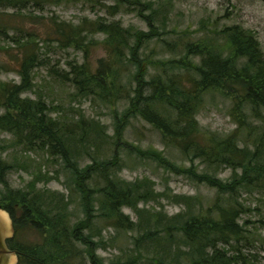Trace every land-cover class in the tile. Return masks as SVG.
I'll return each mask as SVG.
<instances>
[{
    "label": "trees",
    "instance_id": "obj_1",
    "mask_svg": "<svg viewBox=\"0 0 264 264\" xmlns=\"http://www.w3.org/2000/svg\"><path fill=\"white\" fill-rule=\"evenodd\" d=\"M62 1L0 0V9L32 12ZM84 1L99 5L104 0ZM126 4L127 0H118L117 6L109 9L118 14L120 6ZM140 14L148 21L149 32L103 18L84 19L78 27L55 23L53 42L63 48L88 53V46L95 44L90 37L105 36L106 58L99 59L97 67L90 62L75 64L61 78L83 98L114 97L118 102L126 93L122 84L126 74L131 91L126 97L129 106L119 118L122 123L117 130L118 140L123 124L140 118L185 157L199 159L208 167L232 169V178L224 182L194 170L198 182L218 191L211 206L199 199L177 196L175 202L184 209L173 216L163 207L141 209L140 204L156 201L160 195L150 179L127 182L119 177L122 168L118 153L108 159L99 151L102 144L112 146V137L101 123H87L83 118L65 123L50 116L45 101L23 97L34 87L33 72L40 65L34 51L38 43L33 33L9 36L5 29L3 34L18 46L22 59L15 70L21 83L0 82V131L12 136L6 143L13 150L7 159L0 157V183L8 187L6 175L16 168L28 172L31 164L35 165L32 174L36 176L30 185L34 196L10 191L0 199V208L10 214L14 226V238L8 245L16 252L18 264H75L86 254L93 264H264L243 253L241 244L248 240L247 222L241 223L245 208L239 202L243 193L264 194V53L260 43L251 31L231 26L217 32L212 42L188 44L181 60H154L142 57L141 51L156 37L157 29L151 17ZM192 58L200 62L196 64ZM208 93H221L233 100L232 116L237 128L231 134L222 137L202 132L197 115ZM24 152H41L48 159H60L72 177L84 219L70 227L73 202L65 195L36 190L37 181L44 178L41 173L47 161L40 165L22 156ZM86 157L92 163L81 167ZM124 208L132 209L137 221L124 215ZM96 211L116 232L135 234L131 247L122 249V254L110 263L96 257ZM29 229L41 237L38 244L29 245L19 239L33 231ZM77 244L86 250L78 251Z\"/></svg>",
    "mask_w": 264,
    "mask_h": 264
},
{
    "label": "rangeland",
    "instance_id": "obj_2",
    "mask_svg": "<svg viewBox=\"0 0 264 264\" xmlns=\"http://www.w3.org/2000/svg\"><path fill=\"white\" fill-rule=\"evenodd\" d=\"M127 1L128 4L120 6L118 14H113V10L109 9L117 6L118 0H104L99 5L86 3L84 0H63L60 4H47L44 10L32 12L0 9V82L21 83V77L15 70L18 61L22 59V52L3 34L5 29L9 36L33 33L36 36H32L38 43L34 51L40 65L33 72V90L23 97L45 101L50 116L65 123L79 121L81 118L87 123L91 121L101 123L106 128L107 135L112 137V146L102 144L99 151L105 153L108 159L114 152L118 153L119 166L122 168L119 177L127 182L150 179L154 183L156 193L160 195L156 201L147 205L140 204L141 209L160 210L163 207L169 216H173L184 209V205L175 202L177 196L199 199L205 206H211L218 196V191L206 183L198 182L194 170L197 174L209 173L224 182L232 178L233 170L223 166L208 167L199 159L192 161L164 139L157 129L140 118L125 122L121 128L123 133L118 140L117 130L122 123L119 118L129 106V99L127 100L126 97L129 96L131 89L128 86V79L124 78L127 75L123 74L122 82L126 93L118 102L114 97L108 100L98 97L83 98L60 76L70 72L71 66L75 64L90 62L94 68L97 67L98 60L106 58L103 47L105 36L97 34L90 37L89 40L95 44L89 45L86 53L73 47L63 48L60 43L53 42L56 37L51 32L55 29V23L78 27L83 24L84 19L97 21L100 18L110 22L120 21L125 27L149 32V23L141 16L142 12L151 17L157 29L156 37L149 40L141 51L142 57L163 61L181 60L186 54L185 47L188 44L212 42L213 38H217V32L231 26H241L254 33L264 53V2L261 0ZM191 60L196 64L200 62L199 58ZM150 71L154 74L153 69ZM232 109L233 100L221 93H208L204 98V106L197 115L202 132L205 135L216 133L222 137L234 132L237 125L232 116ZM11 140L10 134L0 131L2 148L0 157L4 160L13 151L7 148L6 143ZM92 155L99 157L98 153ZM22 156L29 157L40 165L47 161L41 173L44 178L37 181L36 190L47 191L54 196L65 195L73 202L69 210L70 227L84 219L85 214L79 204V195L72 184V177L63 168L60 159H48L47 155L41 152L26 154L24 152ZM90 163L92 162L86 157L82 159L80 166L84 167ZM34 166L31 164V170L28 172L23 168L9 172L6 175L8 187L0 183V199L10 191L34 196L35 191L30 186L36 179L32 174ZM45 177L51 180L47 182ZM96 181L103 185L99 175H96ZM239 202L245 208L241 223L247 222L245 229L248 240L241 244L243 253L251 260L264 263V194L243 193L239 197ZM122 211L124 215L130 216L131 220L137 221L132 209L124 208ZM94 232L95 241L99 244L96 257L106 263H110L122 254V249L131 247L129 245L135 235L123 230L116 232L101 217L100 211H96L93 234ZM26 234L19 237L21 242L36 245L41 241V237L34 230L27 231ZM77 250L84 252L86 249L81 244H77ZM74 263L93 264L87 254Z\"/></svg>",
    "mask_w": 264,
    "mask_h": 264
},
{
    "label": "water",
    "instance_id": "obj_3",
    "mask_svg": "<svg viewBox=\"0 0 264 264\" xmlns=\"http://www.w3.org/2000/svg\"><path fill=\"white\" fill-rule=\"evenodd\" d=\"M264 2V0H261ZM14 236V226L10 214L0 208V264H18V256L8 246Z\"/></svg>",
    "mask_w": 264,
    "mask_h": 264
},
{
    "label": "flooded vegetation",
    "instance_id": "obj_4",
    "mask_svg": "<svg viewBox=\"0 0 264 264\" xmlns=\"http://www.w3.org/2000/svg\"><path fill=\"white\" fill-rule=\"evenodd\" d=\"M14 238V237H13ZM9 246V245H8ZM9 248H10V246H9Z\"/></svg>",
    "mask_w": 264,
    "mask_h": 264
}]
</instances>
